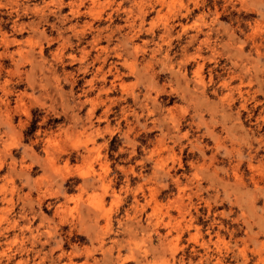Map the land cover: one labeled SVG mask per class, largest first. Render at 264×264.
<instances>
[{"label": "rangeland", "instance_id": "rangeland-1", "mask_svg": "<svg viewBox=\"0 0 264 264\" xmlns=\"http://www.w3.org/2000/svg\"><path fill=\"white\" fill-rule=\"evenodd\" d=\"M0 264H264V0H0Z\"/></svg>", "mask_w": 264, "mask_h": 264}]
</instances>
